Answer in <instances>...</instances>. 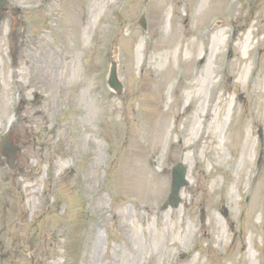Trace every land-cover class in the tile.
Segmentation results:
<instances>
[{
    "label": "rangeland",
    "instance_id": "rangeland-1",
    "mask_svg": "<svg viewBox=\"0 0 264 264\" xmlns=\"http://www.w3.org/2000/svg\"><path fill=\"white\" fill-rule=\"evenodd\" d=\"M8 1L0 264H264V0Z\"/></svg>",
    "mask_w": 264,
    "mask_h": 264
},
{
    "label": "water",
    "instance_id": "water-1",
    "mask_svg": "<svg viewBox=\"0 0 264 264\" xmlns=\"http://www.w3.org/2000/svg\"><path fill=\"white\" fill-rule=\"evenodd\" d=\"M9 7V2L7 0H0V23L3 19L4 13ZM141 26L145 29L144 19L141 21ZM107 87L116 92L117 95H121L123 91V86L118 79L116 66L112 63L109 70L107 80ZM19 150L17 147H14L9 134H4L0 138V156L6 159L5 164L9 170H12L14 165L15 158ZM188 183L186 182V169L182 165L175 166L172 168L171 175V189L168 195V201L164 204V207L169 203L171 208H176L179 203V194L180 191L187 187Z\"/></svg>",
    "mask_w": 264,
    "mask_h": 264
},
{
    "label": "flooded vegetation",
    "instance_id": "flooded-vegetation-1",
    "mask_svg": "<svg viewBox=\"0 0 264 264\" xmlns=\"http://www.w3.org/2000/svg\"><path fill=\"white\" fill-rule=\"evenodd\" d=\"M13 136H14V135H13ZM13 136H12V142H13V145L16 146V147H18L19 150H20V152H21L20 145H19V141H17L15 138H13ZM20 152H19V154H20ZM18 158H19V155H18ZM18 158H17V157L15 158L14 165L12 166V169H13V170L10 171V170L7 169V171H8L9 173H14V172H15L16 163H17ZM1 247H2V246H1ZM1 247H0V248H1ZM2 258H3V259H7L8 256L6 255L5 257H2Z\"/></svg>",
    "mask_w": 264,
    "mask_h": 264
}]
</instances>
